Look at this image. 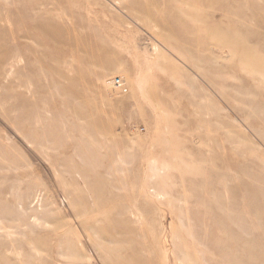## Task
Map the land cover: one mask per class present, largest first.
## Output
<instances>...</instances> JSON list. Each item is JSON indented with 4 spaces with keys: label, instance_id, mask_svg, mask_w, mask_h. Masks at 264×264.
<instances>
[{
    "label": "rangeland",
    "instance_id": "obj_1",
    "mask_svg": "<svg viewBox=\"0 0 264 264\" xmlns=\"http://www.w3.org/2000/svg\"><path fill=\"white\" fill-rule=\"evenodd\" d=\"M0 264H264V0H0Z\"/></svg>",
    "mask_w": 264,
    "mask_h": 264
},
{
    "label": "bare ground",
    "instance_id": "obj_2",
    "mask_svg": "<svg viewBox=\"0 0 264 264\" xmlns=\"http://www.w3.org/2000/svg\"><path fill=\"white\" fill-rule=\"evenodd\" d=\"M118 78L116 82L115 79ZM110 88L116 92L125 93L127 91V86L121 77L117 76L108 81ZM167 255V253H166Z\"/></svg>",
    "mask_w": 264,
    "mask_h": 264
},
{
    "label": "built area",
    "instance_id": "obj_3",
    "mask_svg": "<svg viewBox=\"0 0 264 264\" xmlns=\"http://www.w3.org/2000/svg\"><path fill=\"white\" fill-rule=\"evenodd\" d=\"M115 81L117 82L118 81V78H116Z\"/></svg>",
    "mask_w": 264,
    "mask_h": 264
}]
</instances>
